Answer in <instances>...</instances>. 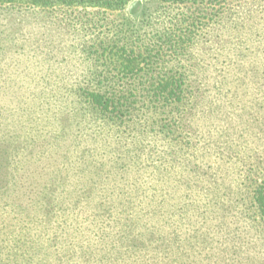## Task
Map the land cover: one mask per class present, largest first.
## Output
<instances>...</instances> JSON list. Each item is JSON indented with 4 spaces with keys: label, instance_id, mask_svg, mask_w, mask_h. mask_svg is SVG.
<instances>
[{
    "label": "rangeland",
    "instance_id": "1",
    "mask_svg": "<svg viewBox=\"0 0 264 264\" xmlns=\"http://www.w3.org/2000/svg\"><path fill=\"white\" fill-rule=\"evenodd\" d=\"M121 48L138 115L87 102ZM263 184L264 0H0V264H264Z\"/></svg>",
    "mask_w": 264,
    "mask_h": 264
},
{
    "label": "trees",
    "instance_id": "2",
    "mask_svg": "<svg viewBox=\"0 0 264 264\" xmlns=\"http://www.w3.org/2000/svg\"><path fill=\"white\" fill-rule=\"evenodd\" d=\"M11 2L17 1H27L31 4H74L81 2H90L94 6L103 7L105 9L117 10L123 8L128 0H8ZM162 2L170 3H183V2H192V3H201L207 4L211 3L213 0H160ZM124 47V46H122ZM117 56L120 61V66L122 69L130 71L129 77L123 79V81L118 84L115 79L112 80L109 77L103 78L98 82V89L94 88L93 91L86 92L87 102L94 108L97 109L99 113L114 115L117 117L123 116L125 112L129 114L135 113V105H133V100L130 99V95L133 92V84L137 80L134 76L139 71H141L142 65L144 64L143 60H138L140 54H137L132 49L121 48L120 51H117ZM141 67V68H140ZM137 71L136 73L134 72ZM120 80V79H119ZM149 87H152V90L147 89L148 101L150 103L160 104L161 106H170L174 104L173 102L181 101L184 90V80L181 77H163L159 80H154L152 83H148ZM121 86V87H119ZM125 86L127 88H125ZM97 90V91H96ZM166 106V107H167ZM156 107L153 109V112H156ZM150 110V108H149ZM147 109V111H149ZM134 115H138L135 113ZM113 117V116H112ZM253 203L255 204V209L259 217L261 225L264 226V184L258 186L254 191Z\"/></svg>",
    "mask_w": 264,
    "mask_h": 264
}]
</instances>
